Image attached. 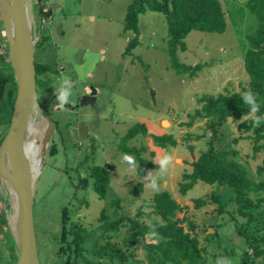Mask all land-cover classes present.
Returning <instances> with one entry per match:
<instances>
[{
	"label": "rangeland",
	"instance_id": "1",
	"mask_svg": "<svg viewBox=\"0 0 264 264\" xmlns=\"http://www.w3.org/2000/svg\"><path fill=\"white\" fill-rule=\"evenodd\" d=\"M218 1L226 21L224 33L192 31L184 40L185 51L177 53L178 61L187 66L204 64L193 78L177 75L169 66L163 15L145 12L139 16L137 34L124 31L131 0H42L46 14L42 20L35 8L37 44L41 42L35 48V62L58 72L37 78L42 85L37 89L38 101L58 124L52 141L55 154L49 147L34 188L32 218L39 264L74 260L71 254L70 263L66 262V255L59 251L63 207L70 211V222L83 229L86 252L77 257L78 264H163L147 259L145 244L150 237L146 233L145 239L137 235L127 247L132 241L129 221L142 226L163 224L152 207L153 196L162 191L179 204L178 224L196 236L204 250L199 264H215L218 257L227 258L230 264H264V255L254 252L255 247L264 251V191L246 192L253 204L246 212L253 223L245 229L248 219L238 214L232 189L197 182L185 194L179 191V185L185 183L183 175L192 173L191 163L207 150L213 136L210 124L217 120L215 115L195 117L202 106L197 100L202 95L248 89L243 61L246 35L256 28L257 20L248 11L247 0ZM3 32L0 19V39ZM134 37L138 46L131 55H123ZM4 52L0 46V53ZM68 80L74 82L66 89L70 93L67 104H78L84 92L89 96L88 87L98 89L95 99L74 110L58 105L54 95ZM242 120L227 119L217 127L212 148L240 164L250 181L264 182V171L258 173L264 148L254 151L251 133L240 128ZM135 123L144 124L147 134L136 136L128 147L143 146L142 157L159 170L145 169L119 150L121 137ZM162 135L172 136L176 145L159 148L151 137ZM258 144L264 145V140ZM162 159L167 163L161 171ZM95 165L110 173L104 199L98 198L87 178ZM153 178L155 187L151 186ZM85 179L86 186L80 188ZM197 199L206 202L198 209ZM115 200H119L118 208L111 206ZM4 202L8 213L6 198ZM189 222L195 230L188 228ZM113 224L118 227L114 234L110 233ZM240 229L249 234L247 238L239 235ZM6 233L0 229V264H6L8 254ZM105 235L122 252L131 254L125 262L109 257L106 248H97H103Z\"/></svg>",
	"mask_w": 264,
	"mask_h": 264
},
{
	"label": "trees",
	"instance_id": "2",
	"mask_svg": "<svg viewBox=\"0 0 264 264\" xmlns=\"http://www.w3.org/2000/svg\"><path fill=\"white\" fill-rule=\"evenodd\" d=\"M248 11L257 20L256 28L246 35L247 49L244 52V71L249 78L248 89L243 88V92L230 93L226 95L218 94L217 96L202 95L197 102L202 104L201 110L196 111L195 117L215 115L216 121L210 124V130L213 136L208 143V148L202 152L197 160L191 163L192 173L184 174L182 180L185 183L179 185L180 193L185 194L197 182L208 185L216 184L218 186H226L235 192V201L238 205L237 211L241 216L248 219L247 225L253 223V217L246 209L252 208L253 204L246 197V192L251 191L260 193L264 191V182L254 183L249 180L245 169L237 162L229 160L225 154L217 153L212 148L213 141L216 139V128L222 125L227 119L235 121L242 120L240 128L245 132L251 133L254 151L264 148V145H259L261 140H264V121L259 126H253L252 119L249 116V106L245 104L241 98L244 92H251L259 105V110L256 115L264 114V0H247L246 4ZM42 0H35L33 3V11L37 8L38 18L42 20L46 17L43 13ZM145 12L159 13L163 15L166 23V48L165 52L169 60L170 68L177 75H187L193 78L204 67V64H196L187 66L180 63L177 59V53L185 51V38L192 32L201 33H216L222 34L226 29V21L221 5L218 0H131L126 8L124 18V31L138 33L139 16ZM35 14V12H34ZM4 33V32H3ZM41 43V42H40ZM38 43L37 45H40ZM138 39L134 37L125 47L123 55H131L134 48L138 46ZM0 46H4L5 52L0 53V143L5 136L11 116L14 109L16 97V82L12 71L11 64L8 59L7 45L5 35L0 39ZM139 60V58H136ZM36 77L52 73L58 74L50 65L37 64L35 62ZM194 118V117H193ZM190 116V119L193 120ZM147 129L144 124H133L121 137L119 150L134 157L136 163L148 170H159V166L142 157L145 153L143 146L128 147L127 143L136 136L145 137ZM152 140L159 148L174 147L175 140L170 135L152 136ZM50 146L51 151L55 154V148ZM49 149V148H48ZM152 157L153 154H150ZM264 171V162L262 168L258 169V173ZM88 179L91 180V187L99 199H104L107 193V185L109 183V171L101 166H91L88 171ZM80 188L86 186V179L80 181ZM153 213L158 216L163 224L152 223L149 226L141 225L136 220L129 221L127 228L131 232L132 241L127 244V247L135 242L137 235L145 239L147 235L150 241L145 244L147 249V259L159 260L165 264H199L203 261L204 250L199 248V241L196 236L185 231L178 224L176 212L181 211L179 204L171 197V195L162 191L153 196ZM203 200H195L196 208L205 205ZM111 206L118 208L119 200L111 203ZM102 219L103 213L100 214ZM70 211L67 207L61 208L60 212V236H59V251L66 255V262L70 263L71 254L74 260L70 264H78L77 257L81 253L86 252L85 239L83 229L78 223L70 222ZM68 219V220H67ZM188 228L195 230V226L189 222ZM0 229H4L7 233V258L6 264H15L17 255L14 242L7 228L5 218L0 202ZM118 230L117 225L111 226L110 233L114 234ZM241 230L239 235L248 237V233ZM154 233V235H153ZM130 235V236H131ZM106 236V237H105ZM104 236L103 248L98 246L99 250L107 249L106 254L109 257L116 258L120 263L127 260L131 254H125L120 248L110 242L111 236ZM137 241V239H136ZM125 243V241H124ZM108 246V247H106ZM255 255H264V251L259 247L254 248ZM59 253V252H58Z\"/></svg>",
	"mask_w": 264,
	"mask_h": 264
},
{
	"label": "water",
	"instance_id": "3",
	"mask_svg": "<svg viewBox=\"0 0 264 264\" xmlns=\"http://www.w3.org/2000/svg\"><path fill=\"white\" fill-rule=\"evenodd\" d=\"M0 19L16 82L13 113L0 143V202L16 248L15 264H39L32 218L34 188L57 129L55 122L40 105L36 91L34 54L39 36L36 34L33 0H0ZM71 84L73 80L68 81L65 88ZM90 90V95H93L94 88L90 87ZM88 103L87 97L83 96L80 105ZM31 122H39L44 127L42 136L35 141L39 146L35 168L30 166L27 155Z\"/></svg>",
	"mask_w": 264,
	"mask_h": 264
},
{
	"label": "clouds",
	"instance_id": "4",
	"mask_svg": "<svg viewBox=\"0 0 264 264\" xmlns=\"http://www.w3.org/2000/svg\"><path fill=\"white\" fill-rule=\"evenodd\" d=\"M70 87V85H69ZM69 91L66 89H60L57 99L60 102V105L63 106V104L65 102H67L68 100V96H69ZM241 98L243 99V101L245 102V104H247L249 106V116L252 119V123L253 126H259L260 123L262 121H264V114L261 115H256V113L259 110V105L256 102V98L255 96L251 93V92H244L241 94ZM125 159H127V157H125ZM167 163L166 159H162L160 161V170L162 171L164 169V165ZM151 186L155 187L156 183H155V178L152 179L151 181ZM154 235V233H153ZM215 264H230L229 260L227 258L224 257H218L217 260L215 261Z\"/></svg>",
	"mask_w": 264,
	"mask_h": 264
},
{
	"label": "bare ground",
	"instance_id": "5",
	"mask_svg": "<svg viewBox=\"0 0 264 264\" xmlns=\"http://www.w3.org/2000/svg\"><path fill=\"white\" fill-rule=\"evenodd\" d=\"M44 127L41 123L31 122L28 134H29V142L27 144V155L29 156L30 166L32 168L36 167V162L38 158L39 146L35 143V141L39 140L43 134ZM7 210L9 207L7 206Z\"/></svg>",
	"mask_w": 264,
	"mask_h": 264
},
{
	"label": "flooded vegetation",
	"instance_id": "6",
	"mask_svg": "<svg viewBox=\"0 0 264 264\" xmlns=\"http://www.w3.org/2000/svg\"><path fill=\"white\" fill-rule=\"evenodd\" d=\"M38 25H39V23H38ZM51 74H52V73H51ZM42 75H44V74H42ZM42 75H40V76H42ZM38 77H39V76H38ZM38 77H36V91H37V89H38L39 87H42V85H39V84H38V81H37V78H38ZM68 81H70V80H68ZM73 82H74V81H73ZM66 83H67V82H66ZM66 83L63 84V88H64V89H66V88H65V84H66ZM71 86H72V85H71ZM93 88H94V87H93ZM67 89H68V88H67ZM94 90H95V91H94V94H93V95H90V94H91V90H90V87H88V91H89L88 94H89V96H88L87 94H85V92L82 93L81 96H80V98H79L78 104L80 105V101H81V98H82L83 96L87 97L88 102L92 101V99H95L94 96L97 95V90H96V88H94ZM57 96H58L57 94L54 95V100L57 102L58 105H60V102L58 101ZM39 103H40V102H39ZM78 104H74L75 106H74V105H73V106H70L69 104H67V103L65 102V103L63 104V107H64V108H69V109H73V110H74V109H79V108H78V106H79ZM40 105H41V104H40ZM41 106H42L43 109L46 110V112L49 114L48 109H47L45 106H43V105H41ZM51 119H52V118H51ZM53 121H54V120H53ZM55 124H56V129H57V131H58V126H57L58 124H57V122H55Z\"/></svg>",
	"mask_w": 264,
	"mask_h": 264
},
{
	"label": "crops",
	"instance_id": "7",
	"mask_svg": "<svg viewBox=\"0 0 264 264\" xmlns=\"http://www.w3.org/2000/svg\"><path fill=\"white\" fill-rule=\"evenodd\" d=\"M98 90V89H97Z\"/></svg>",
	"mask_w": 264,
	"mask_h": 264
}]
</instances>
